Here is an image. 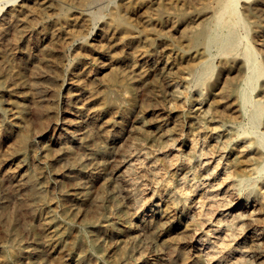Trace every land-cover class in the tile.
<instances>
[{
	"label": "bare ground",
	"instance_id": "bare-ground-1",
	"mask_svg": "<svg viewBox=\"0 0 264 264\" xmlns=\"http://www.w3.org/2000/svg\"><path fill=\"white\" fill-rule=\"evenodd\" d=\"M0 264H264V0L8 9Z\"/></svg>",
	"mask_w": 264,
	"mask_h": 264
},
{
	"label": "rangeland",
	"instance_id": "rangeland-1",
	"mask_svg": "<svg viewBox=\"0 0 264 264\" xmlns=\"http://www.w3.org/2000/svg\"><path fill=\"white\" fill-rule=\"evenodd\" d=\"M20 1L21 0H18V1H16V2H11V3H9V4H7V0H0V17H2L3 16V14H5L6 13V11L8 10V9H10V8H12V7H15V6H17L19 3H20ZM8 8V9H7ZM148 165H151V164H148ZM147 170H148V168H147ZM142 169H139V171L138 172H140V174L138 173V175L139 176H142ZM142 179L144 180V183H147V184H149L150 183V186L149 187H144V189L146 188V189H148V190H146V191H144V198H146L147 200H149L150 201V197H152V189L151 188H153L152 187V181L151 180H149L148 182H147V179L145 180V178H143L142 177ZM141 179V180H142ZM141 180H139V181H141ZM143 188V187H142ZM145 194H146V197H145ZM150 194V195H149ZM148 201V202H149ZM192 208H194V205H192L191 206V210H192V212L194 211ZM196 208V209H195ZM194 209L195 210H197V207H195ZM151 249L152 248H150V250L148 249L147 251L149 252V251H151Z\"/></svg>",
	"mask_w": 264,
	"mask_h": 264
}]
</instances>
